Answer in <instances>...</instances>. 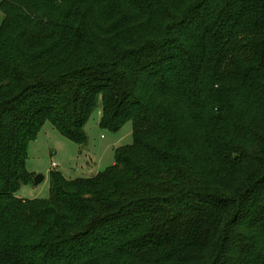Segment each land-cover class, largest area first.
<instances>
[{
  "label": "trees",
  "instance_id": "1",
  "mask_svg": "<svg viewBox=\"0 0 264 264\" xmlns=\"http://www.w3.org/2000/svg\"><path fill=\"white\" fill-rule=\"evenodd\" d=\"M0 10V264H264V0ZM98 109L133 144L20 199L45 124L85 146Z\"/></svg>",
  "mask_w": 264,
  "mask_h": 264
},
{
  "label": "rangeland",
  "instance_id": "2",
  "mask_svg": "<svg viewBox=\"0 0 264 264\" xmlns=\"http://www.w3.org/2000/svg\"><path fill=\"white\" fill-rule=\"evenodd\" d=\"M1 2V0H0ZM4 15L0 10V27ZM100 109L89 118L85 133L87 144L78 146L63 137L50 123L41 130L37 142L28 147L27 171L34 177L43 176L41 184L22 186L18 197L22 200L46 201L51 197V173H59L68 181L91 178L112 167L119 148L131 146L133 126L127 122L118 132L103 129ZM203 137V133H199Z\"/></svg>",
  "mask_w": 264,
  "mask_h": 264
},
{
  "label": "water",
  "instance_id": "3",
  "mask_svg": "<svg viewBox=\"0 0 264 264\" xmlns=\"http://www.w3.org/2000/svg\"><path fill=\"white\" fill-rule=\"evenodd\" d=\"M43 180H44V177H43V176H37V177L34 179V183H35L36 185H39V184H41V182H43Z\"/></svg>",
  "mask_w": 264,
  "mask_h": 264
}]
</instances>
